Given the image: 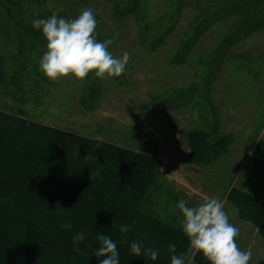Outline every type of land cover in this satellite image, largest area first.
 <instances>
[{
	"label": "rangeland",
	"instance_id": "rangeland-1",
	"mask_svg": "<svg viewBox=\"0 0 264 264\" xmlns=\"http://www.w3.org/2000/svg\"><path fill=\"white\" fill-rule=\"evenodd\" d=\"M117 1L0 0V64L7 76L0 110H23L33 122L156 156L159 170L144 211L182 229L180 199L191 207L218 198L241 229L240 249L252 250L249 264H264V228L230 197L232 190L264 197V158L255 152L264 142V0H144L147 17L168 27L150 29L166 35L158 44L142 40L144 22L135 12L115 16ZM221 4L228 5L198 25ZM86 8L98 21V39L113 38L109 51L130 54L125 73L90 74L83 82L47 78L38 65L47 41L32 21L53 12L72 19ZM244 20H256L257 29H239ZM192 131L206 133L211 144L228 138L229 145L197 162ZM196 252L190 247L191 264Z\"/></svg>",
	"mask_w": 264,
	"mask_h": 264
},
{
	"label": "trees",
	"instance_id": "trees-1",
	"mask_svg": "<svg viewBox=\"0 0 264 264\" xmlns=\"http://www.w3.org/2000/svg\"><path fill=\"white\" fill-rule=\"evenodd\" d=\"M225 5L214 8L198 25L215 17ZM131 12L144 22L143 41L158 44L165 38L159 29L154 30L155 36L149 34L152 28L167 32L168 27L147 17L150 11L144 0L116 2L118 19ZM245 22L239 29H257L256 20ZM6 83L0 64V85ZM188 138L197 162L210 160L229 145L228 138L211 144L202 131H192ZM255 149L264 158V142ZM159 165L152 154L33 122L23 110L19 114L0 110V264H99L94 255L98 233L117 242L121 264H170L169 243L187 256L191 246L182 229L142 208ZM230 197L264 228L263 196L232 190ZM121 224L131 230L122 234ZM133 240L159 248V259L152 262L131 256L128 246ZM193 264L210 262L196 252Z\"/></svg>",
	"mask_w": 264,
	"mask_h": 264
},
{
	"label": "clouds",
	"instance_id": "clouds-1",
	"mask_svg": "<svg viewBox=\"0 0 264 264\" xmlns=\"http://www.w3.org/2000/svg\"><path fill=\"white\" fill-rule=\"evenodd\" d=\"M98 21L91 8L83 9L72 19L58 16L34 19L32 27L41 32L47 41L46 51L38 57L39 70L55 81L62 77H74L85 81L90 74L98 79L122 76L130 59V54L116 57L109 51L113 38L98 39ZM176 207L183 215L182 231L190 246L210 262V264H249L252 250H241L237 239L240 227L230 222L218 198L204 197L202 202L189 206L188 201L180 199ZM131 230L128 224H121L119 231L124 234ZM98 247L94 255L99 264H121L117 242L111 236L98 233ZM133 257H143L156 262L160 256L159 248L145 247L141 240L129 244ZM167 251L170 264H191L185 254L177 253L176 245L169 243Z\"/></svg>",
	"mask_w": 264,
	"mask_h": 264
}]
</instances>
